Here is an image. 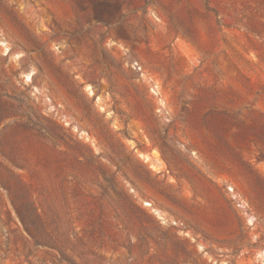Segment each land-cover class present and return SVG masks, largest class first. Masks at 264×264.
<instances>
[{
    "label": "rangeland",
    "instance_id": "1",
    "mask_svg": "<svg viewBox=\"0 0 264 264\" xmlns=\"http://www.w3.org/2000/svg\"><path fill=\"white\" fill-rule=\"evenodd\" d=\"M1 41L0 264H264V0H0Z\"/></svg>",
    "mask_w": 264,
    "mask_h": 264
},
{
    "label": "built area",
    "instance_id": "2",
    "mask_svg": "<svg viewBox=\"0 0 264 264\" xmlns=\"http://www.w3.org/2000/svg\"><path fill=\"white\" fill-rule=\"evenodd\" d=\"M129 65L130 67L133 69V70H136V71H141V66L140 64L135 61V60H131L129 61ZM150 90L152 91V93L155 95V96H158V100L161 101V97L159 96V85L157 83H154L153 85H151L150 87ZM163 101H161V106L157 108V111L158 113L160 114V116L162 118H165L166 119V115L164 113V110H163ZM228 190L230 192H233V188L232 187H229L228 186ZM233 198H234V204H235V207L238 209V211H240L242 214H246V205H245V202H243L241 199L237 198L236 196V193L233 192Z\"/></svg>",
    "mask_w": 264,
    "mask_h": 264
},
{
    "label": "bare ground",
    "instance_id": "3",
    "mask_svg": "<svg viewBox=\"0 0 264 264\" xmlns=\"http://www.w3.org/2000/svg\"><path fill=\"white\" fill-rule=\"evenodd\" d=\"M0 43L4 46L5 50H7L6 42L1 41ZM29 79H30V76L29 75H26V80H29Z\"/></svg>",
    "mask_w": 264,
    "mask_h": 264
}]
</instances>
